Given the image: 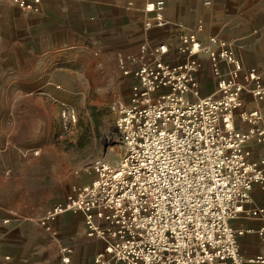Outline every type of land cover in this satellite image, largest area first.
I'll return each mask as SVG.
<instances>
[{"label":"rangeland","instance_id":"374dc122","mask_svg":"<svg viewBox=\"0 0 264 264\" xmlns=\"http://www.w3.org/2000/svg\"><path fill=\"white\" fill-rule=\"evenodd\" d=\"M23 12L0 0V193L17 213L45 216L55 206L53 195L65 196L92 181L96 158L112 165L124 159L120 134L108 125L117 126L120 105L130 106L131 81L121 70L126 55L99 33L90 42L81 38L86 45L70 58L61 60L52 47L49 55H39ZM119 23L139 37L138 21ZM6 31L13 35L6 37ZM10 51L15 58L5 66ZM130 56L137 59L139 50ZM62 108L76 113L69 129L62 124Z\"/></svg>","mask_w":264,"mask_h":264},{"label":"crops","instance_id":"0c3cea01","mask_svg":"<svg viewBox=\"0 0 264 264\" xmlns=\"http://www.w3.org/2000/svg\"><path fill=\"white\" fill-rule=\"evenodd\" d=\"M21 11L27 14L25 20L30 28L27 34L38 41L39 55H49L52 47L51 53L61 60L64 56L70 58L86 45L81 38L90 42L97 33L117 42L119 53L127 58L139 50V37L128 27L122 31L119 23L128 18L129 26L137 24L138 0H40L39 10ZM5 35L13 33L6 31ZM24 35L20 31L19 36ZM30 54L36 55L34 50ZM13 58L14 52H7L5 66ZM63 197L55 194L51 199L57 205L64 202ZM16 211L0 193V264H96L95 259L105 249L101 240L89 235L84 215H64L44 227L41 225L44 213ZM65 256L70 257L68 262L63 261Z\"/></svg>","mask_w":264,"mask_h":264},{"label":"built area","instance_id":"2783aa9c","mask_svg":"<svg viewBox=\"0 0 264 264\" xmlns=\"http://www.w3.org/2000/svg\"><path fill=\"white\" fill-rule=\"evenodd\" d=\"M9 3L21 10H39L40 0ZM120 63L125 78L131 81L130 106L120 105L116 122L126 148L124 159L112 165L104 157L96 158L90 166L92 181L64 194V202L48 209L41 225L47 227L64 215H84L89 235L105 246L96 264H145L140 62L139 57H126ZM62 109V124L69 129L77 121L76 113Z\"/></svg>","mask_w":264,"mask_h":264},{"label":"bare ground","instance_id":"6f19581e","mask_svg":"<svg viewBox=\"0 0 264 264\" xmlns=\"http://www.w3.org/2000/svg\"><path fill=\"white\" fill-rule=\"evenodd\" d=\"M114 129H116V126H113L111 124L108 125V131H113ZM118 150V148H117Z\"/></svg>","mask_w":264,"mask_h":264}]
</instances>
